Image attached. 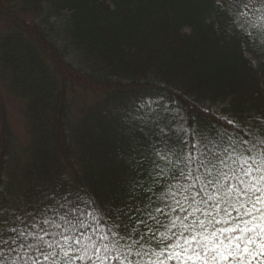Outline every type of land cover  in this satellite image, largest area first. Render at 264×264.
Returning <instances> with one entry per match:
<instances>
[{"label":"trees","instance_id":"16d2710c","mask_svg":"<svg viewBox=\"0 0 264 264\" xmlns=\"http://www.w3.org/2000/svg\"><path fill=\"white\" fill-rule=\"evenodd\" d=\"M211 7L212 0H0V83L23 102L28 135L18 149L0 112V197L29 195L58 178L98 190L115 183L121 125L149 100L170 109L174 140L187 139L189 112L204 122L260 119L264 56L223 36ZM75 87L99 98L72 123Z\"/></svg>","mask_w":264,"mask_h":264},{"label":"snow or ice","instance_id":"6c2138e0","mask_svg":"<svg viewBox=\"0 0 264 264\" xmlns=\"http://www.w3.org/2000/svg\"><path fill=\"white\" fill-rule=\"evenodd\" d=\"M210 15L264 56V0H212ZM169 113L149 100L124 118L104 189L58 178L0 197V264H264V113L189 112L186 140Z\"/></svg>","mask_w":264,"mask_h":264},{"label":"rangeland","instance_id":"374dc122","mask_svg":"<svg viewBox=\"0 0 264 264\" xmlns=\"http://www.w3.org/2000/svg\"><path fill=\"white\" fill-rule=\"evenodd\" d=\"M60 21H62V17ZM74 89V94L69 96V101L72 103V123L80 117V110L83 107L94 103L99 98L97 94L91 93L90 91L76 87ZM23 106L24 104L22 101L17 100L9 94L7 85L0 83V112L4 115V121L9 124L13 141L20 146L18 149L25 147L28 141ZM176 128L179 131H184V125L181 118H179Z\"/></svg>","mask_w":264,"mask_h":264}]
</instances>
